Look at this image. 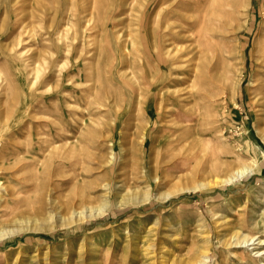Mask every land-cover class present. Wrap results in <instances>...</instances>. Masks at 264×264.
<instances>
[{
  "label": "rangeland",
  "instance_id": "obj_1",
  "mask_svg": "<svg viewBox=\"0 0 264 264\" xmlns=\"http://www.w3.org/2000/svg\"><path fill=\"white\" fill-rule=\"evenodd\" d=\"M217 1L0 0V264H264V0Z\"/></svg>",
  "mask_w": 264,
  "mask_h": 264
},
{
  "label": "bare ground",
  "instance_id": "obj_2",
  "mask_svg": "<svg viewBox=\"0 0 264 264\" xmlns=\"http://www.w3.org/2000/svg\"><path fill=\"white\" fill-rule=\"evenodd\" d=\"M165 1V0H164ZM215 1H217V0H215ZM221 1H224L223 3H221L222 4V6H224L226 3H225V0H220V2ZM227 1H229V0H227ZM139 2V1H138ZM195 2V1H194ZM196 2H197V0H196ZM199 2H200V0H199ZM199 2H197V3H199ZM207 2V1H206ZM217 2H219V1H217ZM219 2V3H220ZM225 3V4H224ZM249 3H250V1H249ZM183 4V3H182ZM195 4V3H194ZM213 4V3H212ZM217 3H214V5H216ZM220 4V5H221ZM224 4V5H223ZM192 5V4H191ZM196 5V4H195ZM218 5V4H217ZM197 6H198V4H197ZM201 6H202V4H201ZM213 6V5H212ZM228 6H229V4H228ZM231 6H232V4H231ZM191 7V6H190ZM193 7L194 6H192V9H193ZM220 7V6H219ZM218 7V8H219ZM230 7V6H229ZM217 8V7H216ZM222 8V7H221ZM227 8V7H226ZM220 9V8H219ZM224 9V8H223ZM82 11V10H81ZM196 11H197V13H199L200 14V12H201V8H199V7H197V9H196ZM218 12H220V11H218ZM202 13V12H201ZM222 13L224 14V11H222ZM221 12L219 13L220 15L222 14ZM203 14H205V13H203ZM219 15V16H220ZM218 16V15H217ZM231 16V15H230ZM229 16V17H230ZM230 19V18H229ZM231 19H235V17H232ZM203 20V19H202ZM159 23H160V21L158 22V24H157V27H159L160 25H159ZM201 23H203V22H201ZM216 23V22H215ZM190 24H191V26L192 25H195L194 23H184L183 24V29L184 30H186L187 28H189V26H190ZM217 24V23H216ZM200 25H202V24H200ZM217 26H218V24H217ZM167 27H169V26H167ZM241 27V24L237 27V28H240ZM156 30V29H155ZM161 30V29H160ZM149 31V30H148ZM145 32V34H147V39H148V43L147 44H149V42L150 41H152V44L151 45H148L147 46V51H145L146 52V59H145V61L148 63V67H149V69H151V71L153 72V71H158V70H160V72L159 73H161L162 74V78L164 77L165 79H168L169 78V76L171 75V73H172V70H174V64L175 63H177V61H179L178 59H179V52H180V48H179V46H178V40L179 39H177V38H171V37H174V36H170V38H166V34H162V36H159V34H154L153 35V31H151V32ZM158 31V30H157ZM168 31H170L169 29H167V32ZM199 31V30H198ZM197 32V31H196ZM169 33V32H168ZM204 36V35H203ZM145 37V36H144ZM168 42V43H167ZM165 43H167V44H165ZM260 43V42H259ZM164 45V46H163ZM261 46V45H260ZM165 49L166 48V51L165 52H163V50L162 49ZM144 51V50H143ZM132 50L131 51H129L128 53L125 51V49L124 50H122L121 51V63L122 64H124L125 63V61L127 62L128 61V59H127V56L129 55V54H132ZM130 62L131 63H133L132 62V60H130ZM140 63H141V65L143 66L144 65V63H143V61H140ZM150 63V64H149ZM160 64H161V66H160ZM173 67H172V66ZM261 66V65H260ZM263 67V66H262ZM157 69V70H156ZM138 72V71H137ZM137 75V74H136ZM136 75L134 76V75H131L130 76V78L128 79V80H123L122 82H124L125 84V86H130V89H128L131 93H134L135 92V88L133 87V86H131V81H133V78H135L136 77ZM144 75V74H143ZM142 75V76H143ZM138 76V75H137ZM146 76V75H145ZM140 77V76H139ZM163 78V80H165ZM145 80H146V78H145ZM149 80V79H148ZM156 80V79H155ZM162 80V81H163ZM144 81V80H143ZM151 81H153V79H151ZM130 82V83H129ZM164 82V81H163ZM167 83H168V81H167ZM165 84V83H164ZM151 85V84H150ZM145 87H146V85H144ZM149 86V85H148ZM143 89H147V88H143ZM141 91H142V93H141ZM137 90L135 93L136 94H143V96H144V94H146V92L145 91H143V90ZM135 93H134V95H135ZM130 95H132V94H130ZM152 95V94H151ZM35 105V104H34ZM39 106V105H38ZM37 106V107H38ZM35 107V106H34ZM36 107V108H37ZM35 108V109H36ZM48 108L47 107H43V106H39L38 107V109H37V112H46V110H47ZM8 113V112H7ZM10 116H12L11 114H10ZM9 116V117H10ZM252 170V169H251ZM250 169H249V167L248 168H243V169H240V170H237L236 171V173L234 174V175H232L231 177H229V178H225V179H223L222 181L224 182V183H230V182H232V181H235V180H239V179H241L244 175H246V174H248L250 171H251ZM96 178H99V177H96ZM44 179H51V178H44ZM47 182V181H46ZM216 182H218V181H216ZM220 182V181H219ZM213 184H215V183H213ZM208 184H201V185H199V187L200 188H203L204 186H207ZM195 188V187H194ZM144 199H146V198H144ZM144 199H142V200H144ZM81 201H84V200H87V198H83V199H80ZM75 203V200H72L69 204H74ZM105 206V204L103 205V207ZM69 207V206H68ZM102 207V208H103ZM102 211H104V208L102 209ZM233 237L235 238V241H234V243L236 244V245H238V244H240L241 245V243L243 242V244L245 243H248V244H246V245H251V244H254L255 242H254V239H252V241H251V239H249V238H246V237H243V236H241V235H239L237 232L233 235ZM258 238V237H257ZM260 240V239H259ZM250 241V242H249ZM257 241V240H256ZM260 242V241H259ZM232 243L233 242H230L229 244L230 245H232ZM262 243H263V241H262ZM245 246V245H244ZM246 247V246H245ZM258 252V251H257ZM243 254V253H242ZM206 257L208 256V255H205ZM241 258V257H240ZM245 258V257H244ZM205 262H206V260H200L199 261V263L198 264H205Z\"/></svg>",
  "mask_w": 264,
  "mask_h": 264
},
{
  "label": "trees",
  "instance_id": "obj_3",
  "mask_svg": "<svg viewBox=\"0 0 264 264\" xmlns=\"http://www.w3.org/2000/svg\"><path fill=\"white\" fill-rule=\"evenodd\" d=\"M43 237H44V238H48V239L51 238L49 235H43ZM56 238H58V236H57Z\"/></svg>",
  "mask_w": 264,
  "mask_h": 264
}]
</instances>
